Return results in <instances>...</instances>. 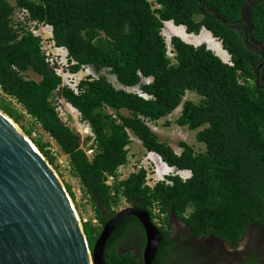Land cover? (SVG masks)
Here are the masks:
<instances>
[{"label":"trees","instance_id":"1","mask_svg":"<svg viewBox=\"0 0 264 264\" xmlns=\"http://www.w3.org/2000/svg\"><path fill=\"white\" fill-rule=\"evenodd\" d=\"M24 9L27 23L16 17ZM33 21L52 26L50 40L67 51L63 68L74 86L43 51ZM165 21L192 34L206 28L230 61L206 43L177 35L171 37L175 56L170 57ZM85 70L89 73L78 77ZM263 73L264 0H0V107L21 123L63 178L49 142L33 135L36 126L67 155L70 168H62L79 180L99 221L84 223L91 247L124 200L148 210L152 219L155 206L165 214L154 264L180 257L171 249L177 243L170 238L171 215L194 234L215 235L232 246L252 225L264 226ZM188 90L199 101L184 100ZM59 97L80 112L91 136L82 139L63 120ZM180 104L177 124L199 129L196 138L205 143L204 151L182 141L178 153L148 124ZM133 136L169 167L189 170L190 177L171 174L151 185L142 167L120 179ZM87 144L96 149L93 156ZM109 175L115 176L113 184L106 182ZM65 185L74 198L71 185ZM134 232L142 236L141 249L120 247ZM145 242L142 222L127 214L106 242L104 261L144 264Z\"/></svg>","mask_w":264,"mask_h":264},{"label":"water","instance_id":"2","mask_svg":"<svg viewBox=\"0 0 264 264\" xmlns=\"http://www.w3.org/2000/svg\"><path fill=\"white\" fill-rule=\"evenodd\" d=\"M142 222L144 264H154L162 232L133 205L107 221L91 247L82 216L46 155L0 107V264H106V242L120 221Z\"/></svg>","mask_w":264,"mask_h":264},{"label":"rangeland","instance_id":"3","mask_svg":"<svg viewBox=\"0 0 264 264\" xmlns=\"http://www.w3.org/2000/svg\"><path fill=\"white\" fill-rule=\"evenodd\" d=\"M157 6V4H155ZM154 6V7H155ZM16 17L19 18V15L16 14ZM18 20V19H17ZM51 27H42L40 28L39 32H43L45 38H50L51 36ZM208 33V38H212L207 30H205ZM186 35L188 38L187 40L184 39L183 34ZM187 31L184 26H178L173 21H166L165 26L163 28V34L166 37L169 51H171V44H170V38L176 34L177 36L182 37L185 41L200 44L205 41V33H202L201 35H195L193 36L191 34H186ZM191 36L194 39H191ZM170 37V38H168ZM217 40V39H214ZM47 42H49L47 40ZM47 45L50 46V43ZM208 45L213 48V50L216 51L217 54L221 55V57L224 60H229V53L225 49H223L222 43L220 41L213 42L210 41ZM51 50H54V57L55 60L62 65L65 64V53H67L65 50H60L59 48L49 47ZM61 72H63L61 70ZM86 73H89L88 70L82 71L78 77H83ZM34 77H37L36 75H33ZM113 79V77H111ZM151 81V77L148 78ZM4 95L0 91V98H2ZM201 97L192 90H188L184 100L191 99L194 101H199ZM14 104L19 107L15 102ZM58 109L60 111L61 117L65 122H67L70 126H72L75 130L82 133L84 136V128L86 126V123L82 120L79 112L71 106L65 99L60 98L57 100ZM183 109V104H180L176 110H174L170 115L163 117L162 119L158 121H150L148 124L151 126V128L156 131L162 140L167 141L178 153L182 152V148L180 146V142L184 141L192 145L196 152H201L206 149L205 143L199 142L196 138V134L199 129L197 130H190L186 126H180L177 124L176 119L179 117ZM29 118V117H28ZM29 120V119H28ZM25 123H27L25 121ZM19 126L21 123H17ZM28 124V123H27ZM30 126V124H28ZM33 133L34 136L42 138V141L49 142V147H59L57 143L41 128V126H36V130ZM130 160L128 164L124 167L125 168V175L126 177L129 173L138 171L140 168L144 167L148 170V180L151 185H155V183L160 180L164 179L167 175L171 174H180L183 178L190 177L191 172L189 170H186L185 172H177L178 169L174 167H168V165L163 162L161 157L153 152L147 151L144 146L142 145V142L139 140L138 137L133 136V143L130 147ZM176 170V171H175ZM61 171L64 174V178L61 176L63 181H67L69 185L72 187V191L75 193V197L72 198L74 201L75 206L77 207L78 211L80 212L81 216H87V217H93L94 216V210L87 198H85L82 194L81 187L79 180L75 178L69 170H64L61 167ZM59 174V173H58ZM60 175V174H59ZM64 181V183H65ZM119 208V207H118ZM119 210V209H117ZM185 253V252H184Z\"/></svg>","mask_w":264,"mask_h":264},{"label":"flooded vegetation","instance_id":"4","mask_svg":"<svg viewBox=\"0 0 264 264\" xmlns=\"http://www.w3.org/2000/svg\"><path fill=\"white\" fill-rule=\"evenodd\" d=\"M262 78L264 80V73ZM128 203L125 200V204ZM153 210L161 212L158 206L153 207ZM170 219L172 228L170 238L177 241L171 249L178 252L180 257L187 256L188 260L182 261L183 257H179L170 260L167 264H264L263 225H252L240 237L237 246H232L227 240L215 235L198 236L194 234L188 224L176 215H171ZM142 244V236L134 232L128 235L125 243L121 244L120 247L140 250ZM144 244L146 245V242Z\"/></svg>","mask_w":264,"mask_h":264},{"label":"clouds","instance_id":"5","mask_svg":"<svg viewBox=\"0 0 264 264\" xmlns=\"http://www.w3.org/2000/svg\"><path fill=\"white\" fill-rule=\"evenodd\" d=\"M26 10L24 9L23 11H20V13H19V18H18V20L19 21H23L24 23H27L28 21H26ZM165 23H166V21L164 22V26H165ZM29 24H30V26H31V29H32V31L36 34V35H39V36H41L42 37V41H41V44H42V49H43V51H45L46 52V54H47V52H50L51 53V55L54 57V50H51V48H49L50 46L51 47H54L53 45V42H52V40H50V38L52 37V30H53V28H52V26L51 25H49V24H45V23H38V22H29ZM48 26H50L51 27V31H50V33H51V36H50V38H45L44 37V34H43V32H39V30H40V28H44V27H48ZM179 26V25H178ZM164 28V27H163ZM203 30H207L206 28H203L202 29V31ZM201 31V32H202ZM208 32H209V34H210V36L213 38V39H217V38H214L213 37V35H212V33L209 31V30H207ZM186 34H191L192 36H193V34L192 33H186ZM164 35V34H163ZM174 35H176V34H174ZM173 35V36H174ZM196 35H199V34H196ZM191 36V39H194L193 37ZM166 38V37H165ZM168 38H170V37H168ZM47 40L49 41V42H47ZM218 41H219V39H217ZM167 41V40H166ZM170 42H171V38H170ZM48 43H50V46L49 45H47ZM202 43H206L207 45H208V43L207 42H202ZM171 44V43H170ZM56 47V46H55ZM210 47V46H209ZM56 48H59L61 51L62 50H65L64 48H62V47H56ZM66 51V50H65ZM67 52V51H66ZM228 53V52H227ZM65 55H66V53H65ZM169 55H170V57H174L175 56V53L171 50V51H169ZM229 55V60L227 61V62H229L230 61V54H228ZM48 56V55H47ZM65 59H66V61H65V64H66V62H67V58H66V56H65ZM58 64L59 65H61V66H63L61 63H59L58 62ZM71 105V104H70ZM72 106V105H71ZM76 109V108H75ZM77 110V109H76ZM78 111V110H77ZM79 112V111H78ZM79 114H80V112H79ZM80 116H81V114H80ZM82 134V133H81ZM82 137H83V135H82ZM84 138H86V137H83V139ZM88 145V144H87ZM86 145V146H87ZM85 146V147H86ZM130 156V155H129ZM160 156V155H159ZM162 159V158H161ZM164 162V161H163ZM128 164V163H127ZM126 164V165H127ZM126 165H123V166H121V167H125ZM120 167V168H121ZM169 167V166H168ZM120 170V169H119ZM135 172V171H134ZM180 172V171H179ZM132 173V172H131ZM130 174V173H129ZM128 174V175H129ZM127 175V176H128ZM180 175V174H179ZM181 176V175H180ZM166 178V177H165ZM165 178L164 179H160V180H158V181H162V180H165ZM107 181H108V179H107ZM106 181V182H107ZM157 181V182H158ZM114 183V182H113ZM112 183V184H113ZM109 184V183H108ZM128 206H130V203H128V204H125V200L123 201V203L119 206V210H121V209H123V208H125V207H128ZM119 210H117V211H119ZM153 213H154V218L152 219L153 220V222L158 226V228H159V226L161 227L162 225H163V219H164V212H160V213H157V211H154L153 210ZM82 216H84V215H82ZM90 218L91 219H93V218H95V217H91L90 216ZM156 219H159L158 221L156 220ZM160 229V228H159Z\"/></svg>","mask_w":264,"mask_h":264},{"label":"built area","instance_id":"6","mask_svg":"<svg viewBox=\"0 0 264 264\" xmlns=\"http://www.w3.org/2000/svg\"><path fill=\"white\" fill-rule=\"evenodd\" d=\"M47 55L49 56V59L52 63H56L55 57H53L50 52H47ZM57 70L60 72H61V70L63 71L60 74H62L64 76L65 83L68 82L74 86V83H72L73 81L71 79L72 75L68 72H65L63 66L59 65V68H57ZM91 134H92L91 129H90L89 125L86 124V126L84 128V136L83 137L91 136ZM83 137H82V139H83ZM47 149L50 150V152L53 155V157L55 158V162L57 164H59L63 168H65V167L70 168V164H69V161L67 159V155L64 154L63 152H61L59 147L57 148V147L52 146V147H48ZM85 149H86V152L89 156H93L96 152V149L94 147H91V144H88L85 147ZM124 172H125V168L121 167L119 170V174H120L119 178L120 179H122L124 177V175H125ZM114 180H115V176L109 175L107 183L112 184L114 182ZM157 213H160L159 210H157ZM156 220L158 221L159 219H156ZM81 221L83 224L86 222H89V221H92L93 224H97L99 222L97 218L91 219L90 217H87V216H82Z\"/></svg>","mask_w":264,"mask_h":264},{"label":"bare ground","instance_id":"7","mask_svg":"<svg viewBox=\"0 0 264 264\" xmlns=\"http://www.w3.org/2000/svg\"><path fill=\"white\" fill-rule=\"evenodd\" d=\"M202 33H205V35H204L205 41L204 42H207V43H209L210 41H213L215 43L218 42V40H214L213 38H208V33L205 30H203L199 35H201ZM182 34H183L184 39L187 40L186 38H188V37L186 35H184V33H182ZM194 44H196V43H194Z\"/></svg>","mask_w":264,"mask_h":264}]
</instances>
